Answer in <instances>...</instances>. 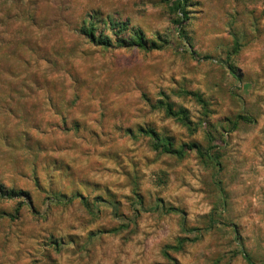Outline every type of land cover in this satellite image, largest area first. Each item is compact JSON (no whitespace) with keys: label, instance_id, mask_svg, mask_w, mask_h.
Returning <instances> with one entry per match:
<instances>
[{"label":"rangeland","instance_id":"obj_1","mask_svg":"<svg viewBox=\"0 0 264 264\" xmlns=\"http://www.w3.org/2000/svg\"><path fill=\"white\" fill-rule=\"evenodd\" d=\"M243 251L264 264V0H0V264Z\"/></svg>","mask_w":264,"mask_h":264},{"label":"trees","instance_id":"obj_2","mask_svg":"<svg viewBox=\"0 0 264 264\" xmlns=\"http://www.w3.org/2000/svg\"><path fill=\"white\" fill-rule=\"evenodd\" d=\"M183 8V5L180 4ZM140 45H142V40H140ZM169 113L172 115V112L171 110L169 111ZM145 135L149 136L151 139H153L155 141V149L156 150H159V149H162L163 153L165 154H174L175 152L170 148V146H164L163 148H161L160 146V139L159 137L155 134V133H144ZM2 197H8L7 194H4V195H1ZM10 197V196H9ZM242 256H243V259L246 261L247 264H256L251 258L249 255L246 254V252H242Z\"/></svg>","mask_w":264,"mask_h":264}]
</instances>
